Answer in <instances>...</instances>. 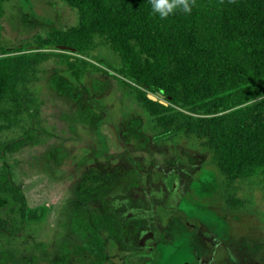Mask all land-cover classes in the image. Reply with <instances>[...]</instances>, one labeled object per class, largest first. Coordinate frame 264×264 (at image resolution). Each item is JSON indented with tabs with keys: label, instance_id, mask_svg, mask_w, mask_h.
Returning a JSON list of instances; mask_svg holds the SVG:
<instances>
[{
	"label": "rangeland",
	"instance_id": "rangeland-1",
	"mask_svg": "<svg viewBox=\"0 0 264 264\" xmlns=\"http://www.w3.org/2000/svg\"><path fill=\"white\" fill-rule=\"evenodd\" d=\"M4 9L8 48L31 45L51 26L67 30L77 23L76 12L61 0H11ZM80 57L100 68L97 60L117 61L98 42ZM39 75L31 105L38 106L49 136L7 161L28 206L42 213L23 236L0 239V264H145L135 254L153 226L139 211L156 218L152 264H264L258 179L234 183L233 196L243 204L227 207L222 180L199 141L179 135L155 142L143 108L109 75L87 69L75 79L63 63L50 60ZM17 118L10 125L0 119V145L30 126L25 114ZM173 174L181 192L175 208L164 185ZM6 202L0 198L1 207ZM131 208L139 210L134 218L120 217ZM36 242L46 249H35Z\"/></svg>",
	"mask_w": 264,
	"mask_h": 264
},
{
	"label": "trees",
	"instance_id": "trees-1",
	"mask_svg": "<svg viewBox=\"0 0 264 264\" xmlns=\"http://www.w3.org/2000/svg\"><path fill=\"white\" fill-rule=\"evenodd\" d=\"M7 1L0 0V119L17 124L25 114L30 126L0 145V198L7 201L0 206V239L23 236L42 213L28 206L7 157L49 136L31 105L49 60L63 63L75 79L87 69L109 75L143 108L155 142L179 135L199 141L222 180L227 207L243 204L233 196L238 181L258 179L264 189V0H195L190 15L164 20L151 13L150 0H61L76 12V25L51 26L31 45L13 48L2 36ZM95 42L117 61L97 60L100 68L81 58ZM157 93L162 97L155 101L147 96ZM138 211L123 210L120 217ZM33 247L45 250L46 244Z\"/></svg>",
	"mask_w": 264,
	"mask_h": 264
},
{
	"label": "flooded vegetation",
	"instance_id": "flooded-vegetation-1",
	"mask_svg": "<svg viewBox=\"0 0 264 264\" xmlns=\"http://www.w3.org/2000/svg\"><path fill=\"white\" fill-rule=\"evenodd\" d=\"M100 145H101L100 147H104L102 143H100ZM173 175L178 177V175L176 174ZM168 183H169V179H167V181L164 182V185L165 187H167V195L169 196ZM178 196H181V192L179 191V189H178ZM142 216L150 220L153 227L151 228L147 227V230H145L141 235V238L139 239V248L142 249V253L141 254L138 253L135 255L144 258V260H146L145 264H152L155 259L154 252H156L158 249L157 247L158 241L155 238V230L157 228L156 218L152 215V213L151 216L149 217L144 212H142Z\"/></svg>",
	"mask_w": 264,
	"mask_h": 264
},
{
	"label": "clouds",
	"instance_id": "clouds-1",
	"mask_svg": "<svg viewBox=\"0 0 264 264\" xmlns=\"http://www.w3.org/2000/svg\"><path fill=\"white\" fill-rule=\"evenodd\" d=\"M195 6V0H150L151 13L161 20L177 13L190 15Z\"/></svg>",
	"mask_w": 264,
	"mask_h": 264
},
{
	"label": "water",
	"instance_id": "water-1",
	"mask_svg": "<svg viewBox=\"0 0 264 264\" xmlns=\"http://www.w3.org/2000/svg\"><path fill=\"white\" fill-rule=\"evenodd\" d=\"M65 46H60V49H65ZM71 51H74V49H70ZM149 99L155 101L158 98H161V94L157 93L156 95H147ZM168 191H169V199L168 203L171 207H177L179 204L180 196H178V177L173 175L169 178L168 183Z\"/></svg>",
	"mask_w": 264,
	"mask_h": 264
}]
</instances>
